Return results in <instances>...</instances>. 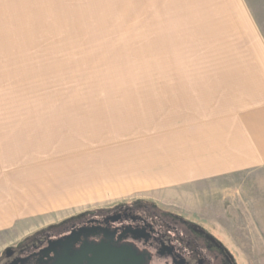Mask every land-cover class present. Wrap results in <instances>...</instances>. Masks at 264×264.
<instances>
[{"label": "rangeland", "instance_id": "rangeland-1", "mask_svg": "<svg viewBox=\"0 0 264 264\" xmlns=\"http://www.w3.org/2000/svg\"><path fill=\"white\" fill-rule=\"evenodd\" d=\"M204 1L0 0V175L16 177L10 200L24 206L4 215L0 252L83 214L144 202L205 230L234 264H264V0H208L210 23L170 22L198 20L175 11ZM230 45L254 54L259 96L206 95L200 133L224 138L235 126L246 137L243 121L254 116L259 141L241 148L252 164L229 169L232 152L206 144L213 171L170 180L195 159V131L163 95L173 80L202 77L215 57L232 67ZM170 143L192 154L166 158Z\"/></svg>", "mask_w": 264, "mask_h": 264}, {"label": "flooded vegetation", "instance_id": "flooded-vegetation-1", "mask_svg": "<svg viewBox=\"0 0 264 264\" xmlns=\"http://www.w3.org/2000/svg\"><path fill=\"white\" fill-rule=\"evenodd\" d=\"M0 264H234L205 230L136 202L83 214L7 246Z\"/></svg>", "mask_w": 264, "mask_h": 264}, {"label": "crops", "instance_id": "crops-1", "mask_svg": "<svg viewBox=\"0 0 264 264\" xmlns=\"http://www.w3.org/2000/svg\"><path fill=\"white\" fill-rule=\"evenodd\" d=\"M198 5V6H197ZM177 6V5H176ZM211 4L208 0L200 3H186L184 6V12L177 13L175 11V15H187L189 16V19L191 17H199L198 20H188V19H181L176 18L173 20H170V22H200V23H210L211 21H206L205 17L212 16V11L208 10L210 9ZM181 8V7H180ZM177 9V8H176ZM242 18V17H241ZM244 19H241L240 23H243ZM216 26V31L218 34L221 33V30L219 28V25ZM221 27V26H220ZM209 36V35H208ZM210 37V36H209ZM208 41H212L213 45H215L218 49V52H220V46L215 42L213 38H207ZM226 52L228 54V57L231 58L230 61H235L233 63L232 67H223L225 64L224 61L220 60L218 57H215L214 61H208L205 63V67H202L203 76L192 78V79H186V80H173L168 84V89L166 93H164V97H171V100L177 101L178 104H176L173 109H182V112H178L174 118L179 116L180 114L183 116H186L187 121L183 122L185 125V128H188V126L191 127V123L193 124V128L195 131L194 135V142L195 145L193 147V154L191 152L187 151H179L178 149H175L176 145L170 143V151L164 155V157H169V159H177V157H180L181 159L184 157V152L191 153L195 156V159L193 157L192 163H187L182 170H178L177 174L173 177V179L170 180H181L186 179L190 176L193 177V175H202L207 173L208 171L212 170L211 168V161L206 160V154H205V146L210 145V150L213 151V154H219L224 150V153L231 151L232 154L231 162L228 164V168H241L242 166L251 165L252 164V156L249 153H243L241 152V148L244 145L246 147L247 152L250 150L249 144L252 143L251 141L256 138V141H259L261 128L263 125H259L258 122H255L254 116L246 118L243 121L244 129L246 130L247 135L244 137L241 131L239 132V128L237 127H230L226 128L225 137L222 138L221 134L222 132L218 133V137L213 140H205V135H202L200 133V130L203 129L206 125L204 122L205 120H202L203 114L205 115L207 109L204 107L205 105V98L208 94H213L220 96L221 94H225L226 92H230L232 90H243L241 94L237 97L241 98V103H250L251 99L259 96V91H255L252 87L254 85H258L259 83V76L257 75V72L254 71V64L255 57L254 54H249L250 52L244 50V48L239 47V49H235L234 46L230 45L226 47ZM218 55V54H217ZM252 55V56H250ZM214 71L216 73H214ZM213 72V73H211ZM211 73V74H210ZM264 79V76L261 77ZM264 80H262V83ZM166 83V82H165ZM165 83L163 85H165ZM264 84V83H263ZM162 85V84H160ZM162 85V87H163ZM210 85L213 86L214 91L210 90ZM225 85V86H224ZM166 87V86H164ZM251 88L253 90H251ZM237 97H235V100L233 98V101L227 100L226 101V109L227 112H230V108H232L233 105H237L239 103V100L237 102ZM174 98V99H172ZM223 98V97H222ZM181 100V102H180ZM185 103H184V102ZM180 102V103H179ZM172 108V107H171ZM223 109V108H222ZM230 109V110H229ZM216 112L221 111L220 105L214 110ZM194 119V120H193ZM200 119V120H198ZM191 120V121H189ZM195 120H198L194 122ZM235 124V123H234ZM170 125H174V122H172ZM189 127V128H190ZM182 128V127H181ZM188 128V129H189ZM222 128H220L218 131H222ZM263 129V128H262ZM254 136V137H253ZM250 137V138H249ZM163 143L167 141H162ZM161 141H157L155 144H160ZM247 144V146H246ZM167 145V144H166ZM262 147V146H261ZM261 151L264 152L263 147L261 148ZM154 158V157H153ZM158 157H156L157 159ZM163 158V157H160ZM179 159V158H178ZM218 159V158H217ZM216 166V165H212ZM191 171V173H190ZM213 171V170H212ZM211 171V172H212ZM178 178V179H177ZM16 180V177H10L8 175H0V225L5 223L4 215H12L13 210H16L15 212L21 211L24 209L22 205L19 204H12L10 200V194L14 193L17 194L13 189H10L9 184L11 185L13 181ZM166 181V180H164ZM47 193L44 194H48ZM18 195V194H17ZM23 196L26 199H29L28 205L32 202L30 205H35V200L38 197H34V194L29 192L27 188H23ZM16 200V199H15ZM39 199H37V202ZM17 207V209H16ZM34 208V206H32ZM20 208V209H19ZM28 208V206H26Z\"/></svg>", "mask_w": 264, "mask_h": 264}]
</instances>
